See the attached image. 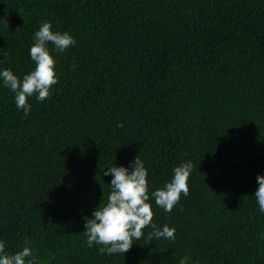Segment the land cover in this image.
Segmentation results:
<instances>
[{"label": "trees", "instance_id": "obj_1", "mask_svg": "<svg viewBox=\"0 0 264 264\" xmlns=\"http://www.w3.org/2000/svg\"><path fill=\"white\" fill-rule=\"evenodd\" d=\"M0 71L34 69L40 24L58 83L25 117L0 79V241L34 264H264V0H0ZM3 51L7 53L3 56ZM147 169L153 223L175 239L123 254L87 245L111 166ZM191 161L189 194L167 213L151 192Z\"/></svg>", "mask_w": 264, "mask_h": 264}, {"label": "clouds", "instance_id": "obj_2", "mask_svg": "<svg viewBox=\"0 0 264 264\" xmlns=\"http://www.w3.org/2000/svg\"><path fill=\"white\" fill-rule=\"evenodd\" d=\"M7 24V21L0 19ZM34 43L29 48V55L34 62V69L18 78L10 69L0 71L3 85L14 93L17 109H23L25 117L31 106L28 98L36 96L37 101H44L50 97V89L58 83L55 72V60L50 55L48 43L54 45V50L63 53L75 44L74 38L67 32L53 31L48 21L40 24L34 33ZM7 53L3 51V56ZM2 62V60H0ZM191 161L182 162L174 167L173 176L162 188L151 192L156 206L171 213L179 203L181 194H189L188 179L192 171ZM147 169L143 161L136 155L131 162V170L124 166H111L103 171L104 176L111 175L110 193L107 202L97 206L92 217L85 220L84 231L87 245L91 248L99 245L100 254H125L131 249L134 241L144 238L143 229L151 227L147 241L153 239H175V229L164 225L162 228L154 224L153 211L149 201ZM258 188L254 196L259 210L264 213V175L256 176ZM28 241L22 250L9 254L5 251V243L0 241V264H34L33 251L28 247ZM190 257H182L179 264H188Z\"/></svg>", "mask_w": 264, "mask_h": 264}]
</instances>
